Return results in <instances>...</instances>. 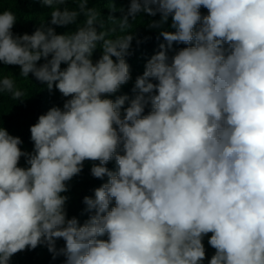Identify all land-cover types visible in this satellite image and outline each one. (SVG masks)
<instances>
[{
    "label": "clouds",
    "instance_id": "clouds-1",
    "mask_svg": "<svg viewBox=\"0 0 264 264\" xmlns=\"http://www.w3.org/2000/svg\"><path fill=\"white\" fill-rule=\"evenodd\" d=\"M38 2L52 11L31 34L0 11V65L64 102L30 126L31 152L0 124V264L38 246L64 264H204L206 236L208 264H264V0H129L108 16L117 38L89 0ZM141 14L159 16L148 27L164 42L116 95ZM3 93L25 99L11 77ZM85 161L107 181L83 197L81 223L64 193Z\"/></svg>",
    "mask_w": 264,
    "mask_h": 264
},
{
    "label": "trees",
    "instance_id": "trees-1",
    "mask_svg": "<svg viewBox=\"0 0 264 264\" xmlns=\"http://www.w3.org/2000/svg\"><path fill=\"white\" fill-rule=\"evenodd\" d=\"M79 0H70L66 5L70 10L76 9ZM115 12H112V0H89V7L95 8L97 12L101 13L98 17L103 22V31L108 33V38H117L126 34L121 32L118 28V20H110L109 15L119 18L122 13L119 9L127 10L129 0H114ZM10 10L17 16V22L13 28L14 33L31 34L42 23H46L50 19L52 9L43 6L38 0H0V11ZM202 15L207 14V9L201 8ZM157 17H149L141 14L134 21L131 22V27L128 31H133L136 37L141 40L140 44L133 40L131 54L126 57L127 63L130 65L131 80L123 85L116 95L128 94L132 95V88L137 76L142 75L147 60L159 51V44L163 43V38L159 36L158 29H150L148 23ZM84 18L79 17L77 24L73 26L56 27V32L62 34L66 31L74 30V27L81 26ZM115 29V30H114ZM114 30V31H113ZM183 44H174V49L184 47ZM173 52H169L171 56ZM100 55L99 50L94 54V59ZM63 67V65H62ZM19 66L0 65V77H11L15 81V86L18 90L24 93V101L19 102L13 100L8 93L0 95V124L8 130L13 136H18L23 141L21 148L25 151L31 152L33 143L30 140V126L37 122L39 115L47 112L52 106L63 105L64 98L57 90L51 93L47 90L46 85L36 81L31 75L29 78L19 76ZM115 99V96L111 97ZM24 165L23 158L20 161ZM98 163V162H95ZM93 162L85 161L83 171L69 182V191L64 193L69 197L67 202V211L69 217L76 216L81 223L87 219V214L82 212L85 208L83 204L84 196L93 195V190L99 187L102 183L107 181V177L103 180L94 178L91 175L90 169ZM107 167L115 170V162L111 161ZM211 235V234H209ZM106 238V237H105ZM208 237L204 238V245L206 248V259L204 264H208V260L214 254V249L208 245ZM64 241L57 242L58 247H62ZM46 255L41 260L42 253ZM11 264H64V257L59 256L56 259L52 258L45 246H38L34 250H25L15 254L11 258Z\"/></svg>",
    "mask_w": 264,
    "mask_h": 264
},
{
    "label": "rangeland",
    "instance_id": "rangeland-1",
    "mask_svg": "<svg viewBox=\"0 0 264 264\" xmlns=\"http://www.w3.org/2000/svg\"><path fill=\"white\" fill-rule=\"evenodd\" d=\"M46 255V253H42V255H41V260L43 259V257Z\"/></svg>",
    "mask_w": 264,
    "mask_h": 264
}]
</instances>
